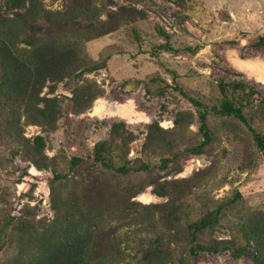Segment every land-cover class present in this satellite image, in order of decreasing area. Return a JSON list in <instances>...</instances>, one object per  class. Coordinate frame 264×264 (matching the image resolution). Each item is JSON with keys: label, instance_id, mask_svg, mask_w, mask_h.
Listing matches in <instances>:
<instances>
[{"label": "rangeland", "instance_id": "1", "mask_svg": "<svg viewBox=\"0 0 264 264\" xmlns=\"http://www.w3.org/2000/svg\"><path fill=\"white\" fill-rule=\"evenodd\" d=\"M105 2L107 8L101 17L110 30L93 37L85 33L83 37L89 58L103 65L79 70L49 93L58 96L62 109L55 130L43 131L39 125L25 127L27 137L44 134L46 154H59L65 172L72 174L63 156L88 158L95 143L109 137L114 121L127 122L137 135L129 152L132 159L142 156L149 125L154 121L163 135L180 144L199 141L198 109L174 87L176 82L209 104L221 100V81H246L264 94V43L259 42L264 36V0H140L135 5L143 14L136 20L121 13L122 7H130V1ZM63 3L47 0L51 8ZM161 31L169 36L161 35ZM48 91L45 87L43 93ZM92 94L95 97L90 102ZM209 118L214 140L201 153L184 151L170 167H154L153 174L123 177L99 173L102 200L113 208L126 205L130 213L120 228L122 264H145L141 247L145 238L161 230L184 231L185 215L195 219L219 204H224L220 223L202 231L199 241L228 240L232 247L200 251L191 264H256L249 253L235 256L233 249L245 245L253 251L240 224L249 211L264 209V158L239 120L215 114ZM255 125L264 130L263 115H256ZM2 157L7 159L0 162L1 218L4 214L18 216L25 210L30 218L52 222L56 216L51 187L55 173L12 157L9 148L0 149ZM153 160L160 163V157ZM189 177V181H176L182 188L175 191L174 187L171 193L181 207L183 222L163 220L159 208L170 195L156 193L155 183L150 181ZM120 187L127 190L122 192ZM140 218L147 221L140 223ZM106 230L109 233L111 225ZM15 245L16 241H7L0 248V264L15 258Z\"/></svg>", "mask_w": 264, "mask_h": 264}, {"label": "trees", "instance_id": "2", "mask_svg": "<svg viewBox=\"0 0 264 264\" xmlns=\"http://www.w3.org/2000/svg\"><path fill=\"white\" fill-rule=\"evenodd\" d=\"M128 1L130 7H122L121 13L136 20L143 14L135 5L140 0ZM106 8L105 0H64L63 6L58 8L49 7L47 0L0 1V149L9 148L12 157L31 161L38 168H48L55 173L51 187L56 210L50 223L30 218L25 210L18 216H0V248L7 241H16L18 249L15 258L7 264H122L125 258L121 255L124 250L120 228L130 213L126 205L113 208L110 202L102 200L99 173L112 172L123 177L133 173L153 174L154 167H170L184 151L203 152L214 140L210 114L234 118L244 124L264 158V130L255 125L256 115L264 116V94L246 81H221L222 98L212 104L185 91L176 82L174 87L198 109L202 138L180 144L163 135L158 122L154 121L149 125L142 156L135 159L129 158V152L137 135L123 120L112 123L109 137L96 142L88 158L63 156L72 174L61 168L59 154H46L44 134L25 136L28 125L42 126L43 131L48 132L58 127L62 114L60 100L49 93L57 90L60 81L79 70L103 65L89 58L83 37L85 33L93 37L110 30L101 17ZM160 33L167 35L164 31ZM259 42L264 43V36ZM45 87L49 91L43 93ZM89 97L91 102L95 94ZM154 157H160L159 164ZM6 159L0 158V162ZM189 180L190 177L171 182L150 181L155 183L156 193L170 195L171 200L159 208L160 218L183 222L179 216L181 207L176 205L171 193L174 187L175 191L182 188L176 181ZM69 184L72 187L67 189ZM223 209L224 204H219L195 219L185 215L184 231L179 228V232L161 230L145 238V242H141L145 264H191L192 257L200 251L231 248L228 240L199 241L202 231L220 223ZM140 220V223L147 221ZM108 225H111L109 233ZM240 228L253 251L243 245L234 248L233 254L240 256L247 252L256 264H264V209L249 211Z\"/></svg>", "mask_w": 264, "mask_h": 264}]
</instances>
